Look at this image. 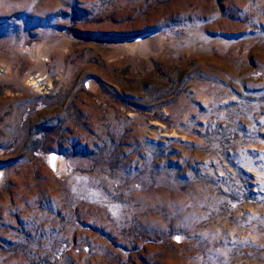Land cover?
Listing matches in <instances>:
<instances>
[{
  "label": "rangeland",
  "instance_id": "rangeland-1",
  "mask_svg": "<svg viewBox=\"0 0 264 264\" xmlns=\"http://www.w3.org/2000/svg\"><path fill=\"white\" fill-rule=\"evenodd\" d=\"M0 264H264V0H0Z\"/></svg>",
  "mask_w": 264,
  "mask_h": 264
},
{
  "label": "bare ground",
  "instance_id": "bare-ground-1",
  "mask_svg": "<svg viewBox=\"0 0 264 264\" xmlns=\"http://www.w3.org/2000/svg\"><path fill=\"white\" fill-rule=\"evenodd\" d=\"M151 39V37H150ZM148 38L147 37H144V38H141V39H137L135 41H133V43H130L128 45L129 47V50L131 52H134L139 54V55H147V54H151L153 51H152V48L151 46L152 45H149L148 42H147ZM152 43V42H151ZM156 44V43H155ZM154 44V45H155ZM158 44V43H157ZM160 44V42H159ZM168 44V43H167ZM153 47V46H152ZM155 47V46H154ZM162 47V46H161ZM164 49V48H163ZM167 50V49H165ZM164 50V51H165ZM168 52V51H167ZM154 54V53H153ZM147 57V56H146ZM43 80L42 79H37V77H30L29 79H27V83L29 84V86H35V88H38L39 86H41V82ZM56 156L54 154H51L50 155V158H49V163H50V166L52 167V169L56 166Z\"/></svg>",
  "mask_w": 264,
  "mask_h": 264
}]
</instances>
